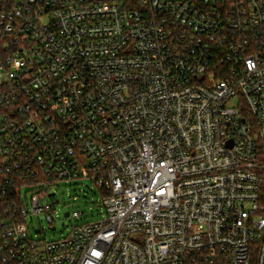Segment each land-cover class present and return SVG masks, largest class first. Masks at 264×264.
I'll return each instance as SVG.
<instances>
[{
    "label": "built area",
    "instance_id": "1",
    "mask_svg": "<svg viewBox=\"0 0 264 264\" xmlns=\"http://www.w3.org/2000/svg\"><path fill=\"white\" fill-rule=\"evenodd\" d=\"M0 264H264V0H0Z\"/></svg>",
    "mask_w": 264,
    "mask_h": 264
},
{
    "label": "rangeland",
    "instance_id": "2",
    "mask_svg": "<svg viewBox=\"0 0 264 264\" xmlns=\"http://www.w3.org/2000/svg\"><path fill=\"white\" fill-rule=\"evenodd\" d=\"M239 98L235 97L229 102L230 107L238 105ZM91 181L77 180L73 182H62L56 188L57 211L54 213V226H50L44 215L33 217L28 221L31 236L35 240L54 241L66 237L76 223H85L101 218L100 205ZM81 212L80 219L73 218L69 221L73 213ZM53 228H55L53 230Z\"/></svg>",
    "mask_w": 264,
    "mask_h": 264
}]
</instances>
